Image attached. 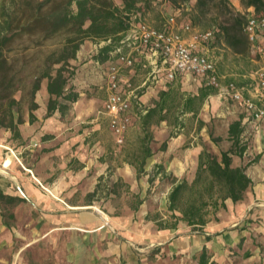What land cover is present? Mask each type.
Instances as JSON below:
<instances>
[{
  "label": "crops",
  "instance_id": "crops-1",
  "mask_svg": "<svg viewBox=\"0 0 264 264\" xmlns=\"http://www.w3.org/2000/svg\"><path fill=\"white\" fill-rule=\"evenodd\" d=\"M216 53L220 64L225 54ZM259 54L264 59V53ZM237 56L254 60L249 50L246 55ZM143 62H147L149 67H144ZM154 70L152 60L138 56L135 67L127 68L123 74L135 86L141 87V96L135 102L138 107L137 112L132 115V125L136 118L140 120L138 127L143 133L141 146L148 136L152 154L146 158L142 173L130 171V168H120L118 179L130 180L143 175L147 178L165 179L173 175L177 181L193 180L198 171L200 155L209 152L221 156L223 151L230 150L234 142L229 133L230 126L236 121H241L243 131L240 134V145H246V149L242 155H232V164L247 166L246 173L252 179V184L246 190L243 200L234 202L227 199L226 206L234 208L235 204H238L241 208L250 209V205L256 199H264V118L253 119L242 102L223 98L216 89L205 85L200 77L185 74L178 75L175 80L170 81L166 72L155 73ZM254 73L255 70L249 71L248 68H231L220 74L224 83L236 82L245 96L252 97L259 106L264 107V100L260 99L255 91ZM94 80L81 81L77 78L72 81L80 92L79 100L72 106V116L81 115L82 119H86L91 113L90 105L96 100L93 95L94 84L101 82ZM46 94L48 98L46 102L36 99L39 107L34 111L36 115L34 122H30L29 110L27 115H24V122L19 124L18 137L14 136L11 130L0 128V193L5 195H0V264H31V252H34L36 264L37 251L43 244L53 243L54 235L61 228L59 215L55 212L61 207L66 210L67 207L77 208L66 202L62 196L79 189L88 195L98 188V177L103 173L100 153L91 151L90 140L91 137L94 136L95 139L100 135L101 124L95 122L97 120L95 118L88 121L92 122L91 125H75L66 121L59 111L46 117L49 93L47 83H42L39 95L41 97ZM187 99H193L194 106L185 110L179 109L182 116L193 117V128H187L183 121L185 125L178 132L181 122L177 127L176 124H168L167 118L148 126L142 124L141 116L150 108L159 105V113L168 117L177 102H185ZM84 103L89 107L78 111V107ZM132 125L128 129L129 132ZM17 139L21 140L20 145L14 144ZM187 140L190 142L187 143ZM101 147L100 145L98 148ZM26 150L31 153L22 155ZM77 161L79 165L74 167ZM140 161L139 159L132 163L138 164ZM94 166L100 171L91 174ZM5 171L9 174H5ZM169 188L171 190L173 184L168 190ZM95 208L97 209V206ZM81 220L87 224L86 226H97L96 228L107 223L104 219H90L88 216L82 217ZM67 228L74 230L76 227L71 224ZM162 231L161 236L167 238L164 241H171L168 237L172 230ZM192 242L198 247L202 240L191 235L184 238L183 243L171 241L181 248ZM69 257V260L74 261L72 253Z\"/></svg>",
  "mask_w": 264,
  "mask_h": 264
},
{
  "label": "rangeland",
  "instance_id": "rangeland-1",
  "mask_svg": "<svg viewBox=\"0 0 264 264\" xmlns=\"http://www.w3.org/2000/svg\"><path fill=\"white\" fill-rule=\"evenodd\" d=\"M36 1L0 0V7L3 3L9 9L14 6V3L16 5L27 2L35 4ZM115 1L121 5L123 3L122 0ZM203 2H206L205 6L198 8L197 0L181 3H174L171 0H144L140 11L145 21L158 28L164 27L169 15L176 14L178 25L188 20L199 30L212 27L223 29L224 26L233 22L236 12L240 11L246 19L249 14V8L243 5L242 0H203ZM103 45L104 42L85 40L78 52L79 58L72 62L76 71L73 80L80 78L81 81L83 79L101 81L94 84L93 95L96 100L92 105L89 104L92 107L91 113L86 119H82L81 115L72 116L71 107L67 114L63 115L66 121L75 125H91L92 122L88 121L96 118L95 122L102 126L100 135L90 139L91 151L100 153L102 164L103 173L98 177V192L92 198L83 194L80 189L62 196L66 202L77 208L67 207L68 210H66L61 207L55 212L59 215L61 228L54 235L55 243L43 244L35 254L39 264H203V257H205V264H264V199H256L250 205V209L241 208L238 204H235L234 208L222 206L216 211L209 208L210 213L207 216L209 222L201 229L195 230L184 220L177 221L176 228H164L172 230L168 237L171 241L183 243L184 238L191 235L202 240L198 247L192 242L181 248L172 244L171 241H164L166 237L161 236L163 229L155 220L163 219L172 225L176 221L168 209L169 193L172 190L170 188L168 190V187L178 182L176 177L170 175L165 179H159L147 178L143 175L130 180L118 179L120 168H130V171L139 173L138 164L132 162L141 159L143 133L138 127L140 120L136 118L130 132H126L124 144L119 146L116 143L110 129L109 116L104 113V103L108 94L105 75L108 64L95 60V56ZM211 47L214 48L215 55H217L216 52L225 54L224 59L218 64L221 74L231 68H248L249 71H256L264 66V59L253 50L250 43L248 50L251 51L254 60L250 61L245 56H237L224 40L222 32ZM36 49L38 48L33 46L32 52ZM31 73V67L24 70L21 90L16 93V97L21 99L23 117L27 115L31 100ZM43 83L46 84L47 80L45 79ZM38 98L39 101L45 102L48 99L47 94L40 97L39 92L36 95V99ZM179 103L177 102V105L170 110L167 117L168 124H176L178 127L181 122L178 132L185 123L187 128L194 126L193 117L182 116L178 107ZM88 107L84 103L78 107V111ZM137 107L138 104L134 103L132 115L137 112ZM20 142L21 140L17 139L14 144L18 145ZM98 142L101 143L98 144ZM188 142L190 140H187ZM100 145L101 149L98 148ZM30 153L26 150L22 155ZM78 165L77 161L74 167ZM98 171L100 170L94 166L91 174ZM4 173L9 174L6 171ZM188 181L192 182V180ZM115 183L118 192L109 194L108 190L113 189ZM90 205L93 207H87ZM137 206L138 208L134 209ZM177 214L180 215L179 212ZM84 216L90 219H104L107 223L99 228L88 227L81 220ZM71 224L76 227L74 230L67 228ZM71 253L74 261L69 260ZM31 254V264H35L34 252Z\"/></svg>",
  "mask_w": 264,
  "mask_h": 264
},
{
  "label": "trees",
  "instance_id": "trees-1",
  "mask_svg": "<svg viewBox=\"0 0 264 264\" xmlns=\"http://www.w3.org/2000/svg\"><path fill=\"white\" fill-rule=\"evenodd\" d=\"M181 3L187 0H171ZM225 1V0H222ZM122 5L115 0H37L33 3H21L9 9L5 3L0 7V128L11 130L14 136L20 135L19 124L24 122L21 99L16 93L21 90L24 80L22 73L27 67L32 68L30 88V122L36 120L34 111L39 107L36 95L47 80L49 100L46 117L59 111L67 114L72 105L80 98V92L73 85L76 74L72 62L77 60L78 52L87 39L104 42L95 56V60L105 63L113 60L112 54L123 34L129 28L135 15L141 14L144 0H122ZM244 6L253 7L256 12L264 11V0H242ZM206 2L197 0L198 8ZM233 22L221 28L224 40L237 54L245 55L249 49L245 33V15L236 12ZM111 40L108 42V40ZM33 46L38 49L32 52ZM41 56H38L40 55ZM142 93V92H141ZM195 101L187 99L179 103V108L193 107ZM159 105L150 108L142 117L144 126L167 118L159 113ZM241 121L230 126V136L234 140L228 151L221 156L209 152L200 155L196 177L178 181L169 193V211L175 222L168 224L163 219H155L160 228H176L177 221L184 220L188 225L201 229L209 222L207 217L212 208L226 206V200L238 202L244 199L252 179L246 173L247 166H234L233 154L242 155L246 145H240ZM148 135V134H147ZM148 136L142 145L139 173L144 171L146 158L152 154ZM151 139H149L150 141ZM218 140V139H216ZM99 188V187H98ZM95 191L88 193L94 197ZM114 184L111 192L117 193ZM1 196L2 193H0ZM140 202V201H139ZM134 207V209H137ZM180 213V215L177 214ZM204 255V254H202ZM203 257V256H202ZM205 264V257L202 259Z\"/></svg>",
  "mask_w": 264,
  "mask_h": 264
},
{
  "label": "built area",
  "instance_id": "built-area-1",
  "mask_svg": "<svg viewBox=\"0 0 264 264\" xmlns=\"http://www.w3.org/2000/svg\"><path fill=\"white\" fill-rule=\"evenodd\" d=\"M220 33V27L199 30L188 20L178 25L176 14L169 15L162 28L151 25L141 14L134 16L112 52L115 58L106 62L108 94L104 113L109 116L110 129L119 146L124 144L126 132L133 123V104L141 96V87L135 86L123 75L127 68L135 67L138 56L152 60L154 72H166L170 81L185 74L200 77L205 85L216 89L223 98L242 102L253 119L264 118V107L259 106L252 97L245 96L236 82H223L217 57L211 47ZM245 33L253 50L264 53V11L256 12L253 7L249 8ZM143 66L149 67V64L143 62ZM254 74L255 91L264 100V66Z\"/></svg>",
  "mask_w": 264,
  "mask_h": 264
}]
</instances>
